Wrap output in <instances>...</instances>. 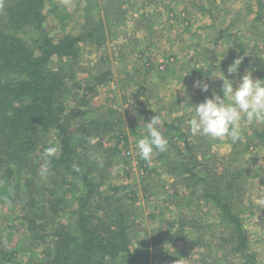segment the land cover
<instances>
[{"label":"rangeland","instance_id":"obj_1","mask_svg":"<svg viewBox=\"0 0 264 264\" xmlns=\"http://www.w3.org/2000/svg\"><path fill=\"white\" fill-rule=\"evenodd\" d=\"M53 6L57 11L47 13L46 18L51 34H69L85 40L77 42L75 58L55 59L52 66L62 67L77 80L81 88L74 87V91L79 94L86 83L95 85L97 73L111 72L110 79L95 85L89 102L96 110L115 111L122 122L117 134H123L124 138L119 142L110 138L108 143L104 137V144L107 142L110 148L95 155H99L96 159L100 162L105 154L107 159L113 158L107 166L110 177L100 178L96 173L93 179L101 182L103 190L111 185L122 186V192L116 195L141 213L142 222L137 226L138 233L133 234L131 246L139 247L150 258L169 252L164 255V262L169 264H195L202 251H213L225 242L215 237L217 224L211 216L214 212L210 213L209 205L203 203L205 198H200L201 190L191 196L183 188L179 192L185 198L173 196L171 183L182 182L181 176L175 175L181 171L165 174L159 168L164 160L157 159L156 153L150 161L140 158L136 142L141 138L144 123L155 115L160 119V131L168 139L167 160L186 162L185 149L180 156L169 143L175 142L176 136L179 141L187 135L196 155L215 163L212 173L219 176L218 186L224 198L232 189L231 184L244 182L242 201L234 206V213L244 226L245 253L252 256L249 260L264 264V124L242 122V135L236 142L193 136L189 121L194 112L182 105L189 97L191 106L210 98L213 92L222 95V81L211 77L220 71L227 78L236 79L251 69L253 79H264V0H52L48 7ZM22 38L31 43L37 38L36 31L28 26ZM240 57L243 60L238 73L229 74L228 67ZM197 82L208 83V91L196 87ZM72 106L76 107L69 103ZM181 132L184 136L180 137ZM236 167L240 172L231 182L222 177L227 173L225 168ZM71 181L68 186L73 187L76 180ZM71 202L75 203L74 199ZM0 208L1 215L13 218L20 215L18 205L5 203ZM133 217L129 213L127 219ZM179 218L187 221L182 227L188 233L187 239L160 242L164 234L158 232L165 231L167 221ZM201 230L208 246L198 248L193 245ZM20 231L22 227L12 236L9 247L19 250L18 258L26 260L33 254L41 258L38 253L42 247L33 249L27 245L26 234ZM239 254H231L237 264H241Z\"/></svg>","mask_w":264,"mask_h":264},{"label":"trees","instance_id":"obj_2","mask_svg":"<svg viewBox=\"0 0 264 264\" xmlns=\"http://www.w3.org/2000/svg\"><path fill=\"white\" fill-rule=\"evenodd\" d=\"M51 1L0 0V207L7 203L20 208L16 218L0 212V264H24L25 261L26 264H169L164 262V255L169 252L150 258L139 247L131 246L142 216L135 211L136 207L116 195L123 187L111 185L103 190L101 182L93 179L96 173L108 179L107 166L113 160L105 154L100 162L95 153H105L110 148V138L116 142L124 138L123 134H117L122 122L115 111L96 110L89 102L95 85L110 79L111 72L97 73L95 85L86 83L79 94L74 91V87L81 88L77 80L62 67L52 66L55 59L75 58L77 42L85 38L51 34L46 23L47 13L58 9L48 7ZM28 26L37 34L31 43L22 38ZM71 102L76 107H69ZM165 127L171 129L168 125ZM174 129L179 131L177 127ZM179 136L184 134L181 132ZM186 138L187 135L178 141L176 136L175 142L169 143L180 156L185 149L186 162H171L166 151L158 152L156 158L164 160L159 168L169 175L181 171L175 175H180L182 182L171 183L173 196L185 198L179 192L183 188L191 196L201 190L200 198L203 196L206 200L203 203L209 205L208 211L214 212L210 211L217 224L215 237L225 241L213 251H202L195 264H237L231 257L234 252L240 253L241 264H253L249 260L252 256L245 253L244 226L234 213V206L242 201L244 182L237 186L230 183L232 189L224 198L218 186L219 176L212 173L215 163L200 159ZM49 146H56L58 153L48 158L49 172L46 178H41L43 153ZM224 171L227 173L222 177H228V182L240 172L237 167ZM71 179L76 180L75 188L68 186ZM129 213L134 217L127 219ZM186 223L183 218L167 221L165 231L158 232L164 234L160 242L187 239L188 233L182 229ZM20 227L21 234H26L27 245L33 249L42 247L38 253L41 258L33 257L34 254L26 260L18 258L19 250L9 247ZM203 236L201 230L193 246L207 247Z\"/></svg>","mask_w":264,"mask_h":264},{"label":"clouds","instance_id":"obj_3","mask_svg":"<svg viewBox=\"0 0 264 264\" xmlns=\"http://www.w3.org/2000/svg\"><path fill=\"white\" fill-rule=\"evenodd\" d=\"M243 57L231 64L227 72L237 74ZM251 69H246L243 75L236 79L227 78L223 72L215 77L222 81V95L212 93L210 98L199 104L189 105L186 99L185 105L189 111H193L189 121V131L193 136L200 135L212 140L228 138L236 142L241 138L242 122L248 125L264 124V79H253ZM235 85V87H234ZM196 87L207 92L208 83L197 82ZM160 119L152 116L150 121L144 123L141 129V138L136 142V149L141 159L150 161L157 152H165L168 148V139L160 131ZM58 153L56 146L45 148L39 175L46 178L49 172V159Z\"/></svg>","mask_w":264,"mask_h":264}]
</instances>
